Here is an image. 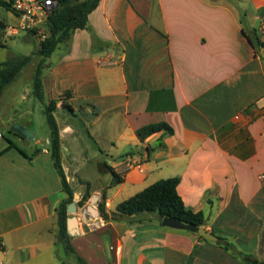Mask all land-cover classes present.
I'll return each instance as SVG.
<instances>
[{
  "label": "crops",
  "instance_id": "obj_1",
  "mask_svg": "<svg viewBox=\"0 0 264 264\" xmlns=\"http://www.w3.org/2000/svg\"><path fill=\"white\" fill-rule=\"evenodd\" d=\"M254 31L264 43V0H102L89 28L46 61L45 101L58 103L61 163L78 199L69 235L88 264L264 263V51L245 35ZM156 124L173 134L137 137ZM18 139L26 156L0 146V264H75L58 244L67 195L51 137L43 148L37 135ZM176 177L224 247L163 227L158 213L101 217V203L116 213Z\"/></svg>",
  "mask_w": 264,
  "mask_h": 264
},
{
  "label": "trees",
  "instance_id": "obj_2",
  "mask_svg": "<svg viewBox=\"0 0 264 264\" xmlns=\"http://www.w3.org/2000/svg\"><path fill=\"white\" fill-rule=\"evenodd\" d=\"M101 1L102 0H58L59 6L57 10L52 13L48 21L44 24L48 27L49 36L41 42L40 48L31 55H20L5 62H0V98L3 95L5 88L11 84L22 72V70L33 61L35 56H39L42 60L36 71L33 94L37 100L44 103L45 93L43 77L44 70L47 67L46 61L52 56L60 44L71 38L74 32L89 28V16L98 8ZM0 8H4L16 15L13 9V0H0ZM5 30L6 25L4 23H0V48H6V41L4 39ZM245 35L253 47L256 48L258 44L260 47L264 48V43L259 41L256 31H254V37L246 33ZM57 104V101H51L45 106V113L51 129V155L61 177L63 192L67 195V199L62 203L58 212V244L64 248L67 257L73 259L75 264H88L77 254L75 248L72 246V238L69 235L67 228V220L69 218L67 208L68 204L74 199V192L67 180L61 163V138L59 127L54 115L57 110ZM64 106L69 109L71 108L65 103ZM159 132H165L166 134L171 135L174 131L167 124H156L138 130L137 137L141 141H145L152 135ZM10 133L20 137L19 135L11 132V130ZM8 142L9 146L7 150L17 148L21 154L26 156V154L19 149L14 142L10 140ZM131 156H133V154H131ZM109 170L116 178L115 183H120L121 181L114 169L109 167ZM180 182L181 180L178 177L161 180L151 185L143 192L121 203L117 207L116 213H109L106 210L105 204L101 203L99 205L101 217L105 220L117 221L119 216L122 215L134 216L146 212L158 213L162 221L164 218L169 217L180 220L186 224H193L199 228H205L207 226V220L204 213L194 212L192 209L188 208L179 195L178 187ZM88 198L89 196L87 194L81 201V205H83ZM212 233L216 234L214 231ZM201 239L206 241L203 238ZM222 241H224V239L220 237L219 243ZM243 261L246 264H264L248 255L243 256ZM61 264L71 263L61 261Z\"/></svg>",
  "mask_w": 264,
  "mask_h": 264
},
{
  "label": "rangeland",
  "instance_id": "obj_3",
  "mask_svg": "<svg viewBox=\"0 0 264 264\" xmlns=\"http://www.w3.org/2000/svg\"><path fill=\"white\" fill-rule=\"evenodd\" d=\"M243 1L248 2V0ZM3 18L10 24L8 26L17 27L20 23L13 12L8 13L3 10ZM248 25V21L245 20V26L248 27ZM48 36L49 31L46 25H42L36 31L19 32L16 35L5 30L6 48H0V62L20 55H31L40 48L41 42ZM40 58L35 56L16 80L5 89L0 98V132L4 136V139L0 140V146L7 145L10 140L21 148L28 149V146L24 145L17 136L10 133L15 124H21L26 118L32 119V123L28 125L29 130L42 141L41 148L47 145L51 137V129L45 113V106L48 103L40 102L33 94V84ZM221 245L224 247L225 242H221ZM232 250L235 252V248Z\"/></svg>",
  "mask_w": 264,
  "mask_h": 264
},
{
  "label": "built area",
  "instance_id": "obj_4",
  "mask_svg": "<svg viewBox=\"0 0 264 264\" xmlns=\"http://www.w3.org/2000/svg\"><path fill=\"white\" fill-rule=\"evenodd\" d=\"M59 6L58 0H13V9L20 20L17 27L8 26L6 31L16 35L41 28ZM4 139L0 132V140ZM136 165H130L134 167Z\"/></svg>",
  "mask_w": 264,
  "mask_h": 264
},
{
  "label": "water",
  "instance_id": "obj_5",
  "mask_svg": "<svg viewBox=\"0 0 264 264\" xmlns=\"http://www.w3.org/2000/svg\"><path fill=\"white\" fill-rule=\"evenodd\" d=\"M262 49L264 51V48ZM11 132L19 135L20 137H22L27 141H33L36 138V135L32 131H30L28 128L24 127L21 124H15L12 127ZM126 159H127L126 157H123L121 161H125ZM77 213H78V199H73V201L68 204V208H67V214L68 216H70L67 220V228H68V233L72 236L77 235V225H78V220L76 217ZM162 225L165 228L197 234L201 238L209 242L219 241V237L217 235L211 233L210 231H207L205 228H199L193 224H186L180 220L166 217L163 219Z\"/></svg>",
  "mask_w": 264,
  "mask_h": 264
}]
</instances>
